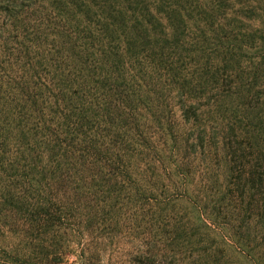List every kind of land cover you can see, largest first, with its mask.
Segmentation results:
<instances>
[{"label": "rangeland", "instance_id": "rangeland-1", "mask_svg": "<svg viewBox=\"0 0 264 264\" xmlns=\"http://www.w3.org/2000/svg\"><path fill=\"white\" fill-rule=\"evenodd\" d=\"M59 241L264 264V0H0V243Z\"/></svg>", "mask_w": 264, "mask_h": 264}, {"label": "trees", "instance_id": "trees-1", "mask_svg": "<svg viewBox=\"0 0 264 264\" xmlns=\"http://www.w3.org/2000/svg\"><path fill=\"white\" fill-rule=\"evenodd\" d=\"M85 237L82 235V238ZM96 240H101V236H91ZM63 239L64 237H59ZM102 250L99 244L87 250L82 249L77 256L75 264H116L109 260L105 262L100 253ZM68 248L64 247L60 241L46 244H23L8 245L0 243V264H67L65 261L70 256ZM158 250H147L139 255V259L131 264H177L175 261L163 263L157 260Z\"/></svg>", "mask_w": 264, "mask_h": 264}]
</instances>
